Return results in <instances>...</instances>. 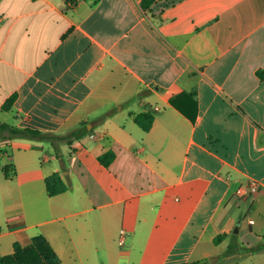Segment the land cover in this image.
Wrapping results in <instances>:
<instances>
[{"label":"crops","instance_id":"1","mask_svg":"<svg viewBox=\"0 0 264 264\" xmlns=\"http://www.w3.org/2000/svg\"><path fill=\"white\" fill-rule=\"evenodd\" d=\"M0 120L63 137L0 141V256L39 234L62 264H247L264 245L236 218L264 212V0H0ZM237 226L250 251L210 249Z\"/></svg>","mask_w":264,"mask_h":264},{"label":"trees","instance_id":"2","mask_svg":"<svg viewBox=\"0 0 264 264\" xmlns=\"http://www.w3.org/2000/svg\"><path fill=\"white\" fill-rule=\"evenodd\" d=\"M158 0H142V5L148 9ZM262 74V72H259ZM16 95H12L4 104L5 109H10L15 101ZM136 123H138L145 130H150L154 122V114L151 112H142L134 115ZM87 132V128L81 127L70 133V138L81 139ZM29 138L42 141H50L57 146V141L63 139L61 135L44 132L39 129L30 127H19L0 120V141L7 138ZM113 151H108L100 156V161L104 165H110L115 158ZM6 174L9 176L7 167H5ZM47 188L50 195L61 193L67 189V184L63 177L55 172L47 177ZM2 232V224L0 222V233ZM229 236L227 233L219 234L214 242L220 244ZM250 251L249 247H241L237 241L232 238L227 250L224 254L243 253ZM0 264H62V260L48 238L39 234L33 237L32 241L24 245L21 242H16L14 251L10 254L0 256Z\"/></svg>","mask_w":264,"mask_h":264},{"label":"rangeland","instance_id":"3","mask_svg":"<svg viewBox=\"0 0 264 264\" xmlns=\"http://www.w3.org/2000/svg\"><path fill=\"white\" fill-rule=\"evenodd\" d=\"M254 207L255 206L251 207L250 201H243L242 205L237 209L238 212H237L236 218H237V224H239V222H243L244 224L245 223L247 224L248 223V217L247 216H252V217L256 218L257 223L253 225V231L258 233L260 230H264V212L262 214H259L254 210ZM237 228L239 229V227L237 226L234 228V231ZM232 238H234L237 241V243H239V245L241 247H249L247 244L243 245L241 243L240 231H237V232H230L229 236L226 238L227 240H224L225 241L224 244H222L220 246L212 244L210 249L213 252H221V250H222V254H224V252L227 250ZM262 243H264V242H262ZM259 246L258 245L252 246L254 255H252L249 258H246L245 263H247V264H264V247H263L264 245H259ZM209 261L212 262L211 258H209ZM241 264H243V263H241Z\"/></svg>","mask_w":264,"mask_h":264},{"label":"built area","instance_id":"4","mask_svg":"<svg viewBox=\"0 0 264 264\" xmlns=\"http://www.w3.org/2000/svg\"><path fill=\"white\" fill-rule=\"evenodd\" d=\"M91 138H95L96 135L95 134H92L90 136ZM251 191L252 192H257L258 191V184L257 183H253L252 186H251ZM240 194H244V192L242 190L239 191ZM122 233H124V230L122 229ZM124 239L122 238L121 239V242L123 243Z\"/></svg>","mask_w":264,"mask_h":264},{"label":"water","instance_id":"5","mask_svg":"<svg viewBox=\"0 0 264 264\" xmlns=\"http://www.w3.org/2000/svg\"><path fill=\"white\" fill-rule=\"evenodd\" d=\"M235 231H237V229ZM216 258H218V257H216ZM211 260L214 261L215 259L212 258Z\"/></svg>","mask_w":264,"mask_h":264}]
</instances>
